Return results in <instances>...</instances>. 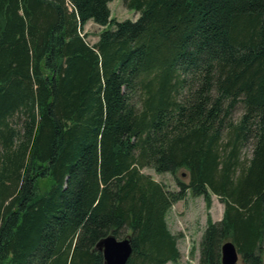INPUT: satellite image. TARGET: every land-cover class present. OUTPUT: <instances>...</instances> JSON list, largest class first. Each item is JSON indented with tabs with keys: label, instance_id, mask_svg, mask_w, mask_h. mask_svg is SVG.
I'll use <instances>...</instances> for the list:
<instances>
[{
	"label": "trees",
	"instance_id": "1",
	"mask_svg": "<svg viewBox=\"0 0 264 264\" xmlns=\"http://www.w3.org/2000/svg\"><path fill=\"white\" fill-rule=\"evenodd\" d=\"M110 1L0 0V264H104L108 234L126 264H179L188 194L223 205L198 264L226 241L264 264V0ZM89 20L113 27L91 44Z\"/></svg>",
	"mask_w": 264,
	"mask_h": 264
},
{
	"label": "rangeland",
	"instance_id": "2",
	"mask_svg": "<svg viewBox=\"0 0 264 264\" xmlns=\"http://www.w3.org/2000/svg\"><path fill=\"white\" fill-rule=\"evenodd\" d=\"M110 8L111 18L122 21L125 19L135 20L139 16V12L135 9L125 7L123 0H112L108 3ZM105 27L112 28L113 25L108 24ZM89 20L83 27V33L86 34V39L89 43H94L98 39L100 31L105 28ZM242 112L241 105H238L234 112V117H238ZM251 146L248 144L244 148V154L249 155ZM143 172L150 174L155 180L162 182L171 190L177 189L175 176L182 181H188V175L185 171L179 170L175 176L169 172L157 173L152 168L145 167ZM223 205L219 202L215 195L211 196L210 206L206 203L202 196L187 197L179 202H176L168 210L166 219L170 230L173 233H181L182 237L178 241V247L181 252L179 264H198V245L201 239L203 229L206 226L208 217L213 221L221 219ZM264 261V256H263ZM238 264H241L238 259ZM166 264H173L168 262Z\"/></svg>",
	"mask_w": 264,
	"mask_h": 264
},
{
	"label": "water",
	"instance_id": "3",
	"mask_svg": "<svg viewBox=\"0 0 264 264\" xmlns=\"http://www.w3.org/2000/svg\"><path fill=\"white\" fill-rule=\"evenodd\" d=\"M96 248L101 251L104 264H126L132 247L129 236L116 238L113 234L101 238L96 243ZM239 254L231 241H226L221 246V264H237Z\"/></svg>",
	"mask_w": 264,
	"mask_h": 264
},
{
	"label": "crops",
	"instance_id": "4",
	"mask_svg": "<svg viewBox=\"0 0 264 264\" xmlns=\"http://www.w3.org/2000/svg\"><path fill=\"white\" fill-rule=\"evenodd\" d=\"M182 201V200H181ZM179 202V201H178ZM218 220H220V219H218ZM217 221V220H216Z\"/></svg>",
	"mask_w": 264,
	"mask_h": 264
}]
</instances>
